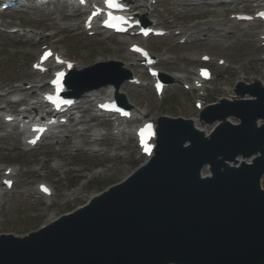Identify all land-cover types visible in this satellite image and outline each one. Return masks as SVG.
<instances>
[{
    "label": "water",
    "instance_id": "95a60500",
    "mask_svg": "<svg viewBox=\"0 0 264 264\" xmlns=\"http://www.w3.org/2000/svg\"><path fill=\"white\" fill-rule=\"evenodd\" d=\"M240 92L256 100L201 115L207 123L235 116L240 126L223 123L205 138L189 121L162 118L145 166L38 232L1 235L0 264H264V125L255 127L264 89ZM204 165L211 177L202 179Z\"/></svg>",
    "mask_w": 264,
    "mask_h": 264
},
{
    "label": "rangeland",
    "instance_id": "374dc122",
    "mask_svg": "<svg viewBox=\"0 0 264 264\" xmlns=\"http://www.w3.org/2000/svg\"><path fill=\"white\" fill-rule=\"evenodd\" d=\"M173 3L172 0L162 1L150 17V19H155L160 27L170 30V35L163 39H151L146 42V46L151 51L163 59L169 58L173 61L170 63L177 67V70L172 71L171 68L163 64L161 70L164 73L171 76L180 72L184 67L188 70L199 66L201 63L198 58L194 63L186 61L190 55L198 56L200 53H205L211 57L223 58L230 68L224 69V67H218L217 64H212L216 68V75H219V79H216V85L207 97L201 99L205 105L234 95L232 89L236 81L250 83L251 78L256 77L264 85V63L260 58L262 50L257 48L260 43V33L264 32V24L260 25L257 22L248 25L235 24L227 28V33L209 32L211 38L204 37V40L200 41L202 38L199 37L198 42L180 45L178 44L180 37L173 36V31L195 24L194 18L200 19L204 16L193 15L200 14L202 12L200 10L185 13V7H178L176 13L169 12ZM188 8L192 9V6ZM43 10L53 12L55 8L50 6ZM245 10L243 12H246ZM239 12H241V8L230 9L224 13V17L227 15L226 17L230 18ZM39 13L25 9L22 13L6 14L3 22L8 23L13 20L9 26L28 28L34 32L35 36L31 38V43L40 46L54 43L57 50L62 51L72 61L80 63L82 68L92 65L98 57H102L104 61L120 62L118 54H121L122 59L124 55L122 52L126 50V44L120 46L119 43L125 38L105 39V36L89 38L78 31H68L57 34L51 39L49 35L55 33L56 30L44 29L45 18ZM55 15L53 14L51 17L54 18ZM61 22L69 23L62 20ZM201 27L204 25H200ZM23 40L20 38L11 39L0 34V85L15 87L33 79L29 63L35 58L33 54L35 49L28 47L27 44H22ZM207 66L211 67V65ZM181 82L185 81H180L170 87L162 102L155 99L151 89L145 87L126 86L121 90V94L134 108L147 111L145 119H156L161 115H166L169 117L181 116L194 121L197 114L193 102L198 99L199 95L183 91ZM223 84L227 86L226 91L220 89ZM98 124L102 126L100 128L108 130L107 123L98 121ZM198 127L206 133L211 129L209 126L202 127L200 124ZM0 130L2 129L0 128ZM68 130L74 129L69 127ZM91 146L93 145L82 144L80 148L74 150L70 145L58 146L53 140H46L33 151L23 153L17 137L0 138V164L14 165L19 170L18 184L14 194L11 198L5 197L3 200L0 212V233L22 235L41 227L52 215L56 217L67 213L85 204L92 195L101 192L110 184L121 181L144 160L139 156L132 140H128L125 146L114 150L113 140L104 139L99 148L106 152L102 151L96 154L89 151ZM39 159L45 161L41 164V169L27 171L28 168L37 166ZM53 159L66 164L67 167H63L65 173H57L51 169L50 164ZM94 168L104 171L88 180L87 183L80 185L83 179H87V173ZM41 181L54 186L55 202L52 207H46L34 192L35 183ZM262 185L264 187V177ZM76 186L80 187L81 195L67 201L63 196L64 193ZM26 189L29 193L23 192Z\"/></svg>",
    "mask_w": 264,
    "mask_h": 264
},
{
    "label": "bare ground",
    "instance_id": "6f19581e",
    "mask_svg": "<svg viewBox=\"0 0 264 264\" xmlns=\"http://www.w3.org/2000/svg\"><path fill=\"white\" fill-rule=\"evenodd\" d=\"M32 1H34V2L39 1L40 3L42 2V0H32ZM196 1H197V3L195 4V6L192 7V9L188 8L190 0H181L178 3H173L172 9H170L169 12L176 13V9L178 7H183L185 5V6H187L184 8L185 13H190V12H194V11L198 12L200 10V11H202L200 14H193V15L194 16H204V17H202L203 20H204V18L205 19L209 18L206 21L207 24H209V26H208L209 28L217 29V30H223L222 27L224 26V24L230 23L232 21L226 20V19H219V18H222L224 13L227 10H230L231 8H236L237 2L241 3L240 5H242L243 3L259 4L261 2V0H237L236 2L235 1L229 2V0H226L224 2H222L221 0H210V1H212V3L210 6H207V8H206V5L202 0H196ZM262 1H264V0H262ZM216 2H218V3H216ZM125 4L129 7V13L134 14V15L138 14V11H139V12L146 13L148 16V14H150L151 11H153V12L155 11L154 9L149 8L147 6V4L144 2V0H128V1H126ZM141 7L145 8L146 10L141 9ZM68 11H69V13L63 12L60 7H57L56 12L58 14L54 18H51V15H53L54 13H45V12L39 13L38 12L40 14V16L42 15L45 18L44 19L45 22L43 23V28L44 29H47V28L48 29H55L58 32L70 30L71 28H79L78 23L77 24L61 25L58 22V17H60L63 20H68L70 16L74 17L75 19H78L83 13H85L83 10H75L74 8H69ZM13 12H14V10H13ZM1 14H3V13H0V16H1ZM46 20H48V23H46ZM214 32H217V31H214ZM201 35L207 36V33L206 32L204 33V30L195 31L193 26H191L187 29L181 30V38H185V40H190L191 42ZM261 35H264V33ZM8 37L12 38V39L20 38L19 36H15V35L14 36H8ZM29 38L30 37H28V39ZM27 42L30 43L29 40H27ZM126 42L128 43V48H129V46H131L133 44L132 41L128 42L126 40ZM55 51H57V50H55ZM36 53H37V50H35V54ZM60 53L64 56L63 52H60ZM118 56H119V59L123 63V66L125 68H127V69L128 68L129 69H139L140 59L137 60L131 53H129L128 49H127L126 53L122 56V59H121V54H118ZM201 56H204V54ZM219 59H221V58H219ZM191 60L194 61L193 57ZM98 61H103V60L101 58H99ZM74 65H75L74 70H78V69L82 68V65L79 63H75ZM168 65L171 67V69L177 70V67H175L172 63H169ZM170 77L173 81H177L179 79H182V80L187 79L183 75V73H180V72L173 75V76H170ZM196 77H197V74H195L194 80L196 79ZM137 79H139V78H137ZM194 80H192V82ZM251 81L254 83L260 82L259 79L256 77H253L251 79ZM31 84H32L31 88H40V87H45V85L47 83H44L42 80H39L37 82H32ZM124 86H122V87H124ZM122 87L118 91H115V93L120 94V90L122 89ZM168 89H169V87L164 89L163 94H165ZM112 90L114 91V89L111 86H108V87H103V88L97 89L95 91H89L87 93H84V95L77 100V102L75 103V106L73 108V109L78 110V112L81 114L78 118L72 117L73 126H76L77 124L81 123V124H83L84 129H82V130L74 129L71 131L68 130L67 131L68 137L66 139H61V137H60V134L63 132H59L56 135H52V136H50L49 139L55 140V143H57L58 146H61L62 144L70 145V147L73 148L74 150H77V148H79V146H81V144L88 145L91 142H96L97 145H100V142L103 141L104 138L106 139L109 137L112 138V140H113V143L115 146L114 150L118 149L119 147L125 146L127 144V140L129 139V136L133 135V133L131 132L130 126H127V124H126V121L119 120V119L113 121L111 132L103 133L102 130H100L98 128L94 129V127L98 125L97 117L93 116L92 114H90L88 116V114H87V113H90L92 111V109H91L92 103L100 100L101 98L108 97L112 93ZM15 92L23 93L26 95L25 98L20 101V103H22L23 105L26 106V109L21 110L20 113H18V115H17V119L8 125L11 128L15 124H18L19 123L18 121L20 119L24 120V119L30 118V115L33 113V111H35L39 107H41V100H40L41 98L38 97L37 95H34V93H31V95H30L26 88L18 86L15 88H11V90L9 91V93H15ZM31 99H34V103L29 102V100H31ZM132 113H133V117L130 120V123L136 124L139 121L145 119L147 111L134 109ZM262 125H264L263 120H257L255 122L256 129L258 127H261ZM73 126H71V127H73ZM123 141H125V143H123ZM91 151L97 152V153L102 152V151L105 152L104 149H101V150L93 149ZM64 165L66 166V164H63L60 161H54L51 168L55 172H58V170L62 169L64 167ZM7 169H5V170H7ZM28 170L35 171L37 169L32 168V169H28ZM16 173H17V171L14 170V172L12 173V176L15 175ZM74 194H78V193L72 192V193H69V196H72ZM47 202H49V200H47ZM0 206H1V201H0Z\"/></svg>",
    "mask_w": 264,
    "mask_h": 264
},
{
    "label": "snow or ice",
    "instance_id": "6c2138e0",
    "mask_svg": "<svg viewBox=\"0 0 264 264\" xmlns=\"http://www.w3.org/2000/svg\"><path fill=\"white\" fill-rule=\"evenodd\" d=\"M80 2L81 3H83L84 2V0H80ZM105 4H106V6L108 7V8H119V7H121V5L120 4H118L117 2H116V0H105ZM97 13H93V15H96ZM109 18H108V20H106L105 21V26H108V27H114L115 26V24L113 23L114 21H122L123 20V18L122 17H116V16H113L112 14H111V12H109ZM262 16H264V13H262L261 14ZM145 34H147V33H145ZM136 51H140L139 49H135ZM46 56L47 55H50V53H46L45 54ZM202 74L203 75H206V73H203L202 72ZM55 83V82H54ZM159 87V86H158ZM34 142V141H33ZM5 183H9L8 181H5ZM45 191H46V189H45Z\"/></svg>",
    "mask_w": 264,
    "mask_h": 264
}]
</instances>
